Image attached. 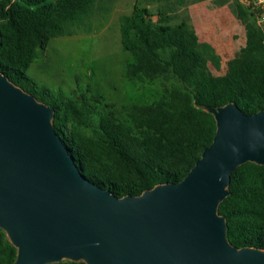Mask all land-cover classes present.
I'll return each mask as SVG.
<instances>
[{
    "label": "trees",
    "instance_id": "obj_1",
    "mask_svg": "<svg viewBox=\"0 0 264 264\" xmlns=\"http://www.w3.org/2000/svg\"><path fill=\"white\" fill-rule=\"evenodd\" d=\"M104 1L0 0V72L55 108V129L86 178L119 197L140 195L182 181L201 158L217 129L208 106L235 102L247 114L264 110V29L249 19L248 11L256 17L254 10L238 5L246 42L227 71L217 75L209 62L219 66L218 56L187 21L172 25L167 14L155 21L149 8L135 5L120 19L122 47L132 55L126 76L140 82L172 76L178 83L154 102L122 105L120 115L99 112L101 95L67 96L39 85L27 71L52 38L71 35L96 12L106 11ZM95 115L87 130V118ZM229 190L219 206L228 240L239 248L264 249V165L239 166ZM16 257V247L0 228V264H14Z\"/></svg>",
    "mask_w": 264,
    "mask_h": 264
},
{
    "label": "water",
    "instance_id": "obj_2",
    "mask_svg": "<svg viewBox=\"0 0 264 264\" xmlns=\"http://www.w3.org/2000/svg\"><path fill=\"white\" fill-rule=\"evenodd\" d=\"M206 110L216 133L184 179L119 197L83 175L55 108L0 72V228L14 264H264V249L230 243L219 213L234 170L264 165V110Z\"/></svg>",
    "mask_w": 264,
    "mask_h": 264
},
{
    "label": "rangeland",
    "instance_id": "obj_3",
    "mask_svg": "<svg viewBox=\"0 0 264 264\" xmlns=\"http://www.w3.org/2000/svg\"><path fill=\"white\" fill-rule=\"evenodd\" d=\"M106 11L96 12L86 24L71 35L54 37L27 71L39 85L67 96L81 94L103 97L99 112L115 111L120 115L124 104H146L159 100L178 81L172 76H159L154 81L140 82L126 76L131 53L121 43L120 19L131 14L135 5L145 6L153 20L168 15L172 25L185 20L196 30L201 42L209 43L219 58V66L209 62L217 75L227 71V64L246 42V29L237 14L242 0H105ZM257 25L258 19L251 16ZM106 103L114 106L106 107ZM96 115L86 120L92 130ZM7 236V235H6ZM8 238V236H7ZM9 239V238H8ZM68 264V260L61 261Z\"/></svg>",
    "mask_w": 264,
    "mask_h": 264
},
{
    "label": "built area",
    "instance_id": "obj_4",
    "mask_svg": "<svg viewBox=\"0 0 264 264\" xmlns=\"http://www.w3.org/2000/svg\"><path fill=\"white\" fill-rule=\"evenodd\" d=\"M244 5L256 13L259 25L264 29V0H242Z\"/></svg>",
    "mask_w": 264,
    "mask_h": 264
}]
</instances>
